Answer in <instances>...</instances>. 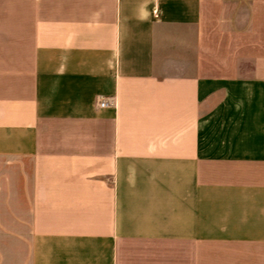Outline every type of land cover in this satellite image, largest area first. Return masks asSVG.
I'll return each mask as SVG.
<instances>
[{"label": "crops", "instance_id": "crops-1", "mask_svg": "<svg viewBox=\"0 0 264 264\" xmlns=\"http://www.w3.org/2000/svg\"><path fill=\"white\" fill-rule=\"evenodd\" d=\"M0 264H264V0H0Z\"/></svg>", "mask_w": 264, "mask_h": 264}, {"label": "built area", "instance_id": "built-area-1", "mask_svg": "<svg viewBox=\"0 0 264 264\" xmlns=\"http://www.w3.org/2000/svg\"><path fill=\"white\" fill-rule=\"evenodd\" d=\"M115 105H116L115 101L111 98H103L99 101V106L101 108L115 107Z\"/></svg>", "mask_w": 264, "mask_h": 264}]
</instances>
